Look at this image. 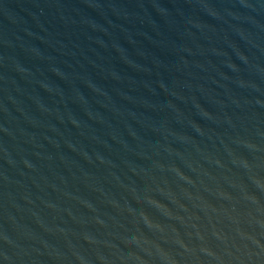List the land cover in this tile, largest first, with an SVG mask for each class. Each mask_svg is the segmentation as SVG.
I'll return each instance as SVG.
<instances>
[{"label": "water", "instance_id": "95a60500", "mask_svg": "<svg viewBox=\"0 0 264 264\" xmlns=\"http://www.w3.org/2000/svg\"><path fill=\"white\" fill-rule=\"evenodd\" d=\"M0 264H264V0H0Z\"/></svg>", "mask_w": 264, "mask_h": 264}]
</instances>
